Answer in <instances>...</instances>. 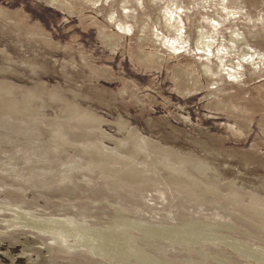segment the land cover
I'll return each mask as SVG.
<instances>
[{"label": "rangeland", "instance_id": "obj_1", "mask_svg": "<svg viewBox=\"0 0 264 264\" xmlns=\"http://www.w3.org/2000/svg\"><path fill=\"white\" fill-rule=\"evenodd\" d=\"M0 264H264V0H0Z\"/></svg>", "mask_w": 264, "mask_h": 264}, {"label": "bare ground", "instance_id": "obj_2", "mask_svg": "<svg viewBox=\"0 0 264 264\" xmlns=\"http://www.w3.org/2000/svg\"><path fill=\"white\" fill-rule=\"evenodd\" d=\"M201 30V29H200ZM199 33V32H198ZM201 33V31H200ZM196 44H198L199 48L202 50V51H206L210 48V43L207 41V39L202 36L201 34L197 35V38H196ZM209 52V51H208ZM199 166V165H198ZM199 170V169H198Z\"/></svg>", "mask_w": 264, "mask_h": 264}]
</instances>
